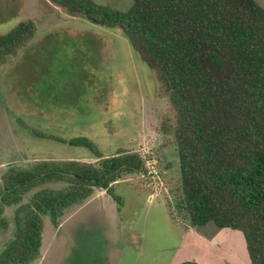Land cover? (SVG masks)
I'll list each match as a JSON object with an SVG mask.
<instances>
[{"label":"rangeland","instance_id":"obj_1","mask_svg":"<svg viewBox=\"0 0 264 264\" xmlns=\"http://www.w3.org/2000/svg\"><path fill=\"white\" fill-rule=\"evenodd\" d=\"M93 1L118 10L132 3ZM256 1L264 7V0ZM28 20L36 25L35 37L0 66V184L12 167L43 160L99 166L120 151L139 154L145 168L113 186L120 205L95 190L57 223L44 217L40 255L32 264H181L191 256L204 264H237L235 258L250 264L241 233L192 227L180 207L175 115L126 37L68 16L48 0H0V35ZM81 137L101 158L67 144ZM33 193L5 209L0 253L14 238L16 210Z\"/></svg>","mask_w":264,"mask_h":264},{"label":"trees","instance_id":"obj_2","mask_svg":"<svg viewBox=\"0 0 264 264\" xmlns=\"http://www.w3.org/2000/svg\"><path fill=\"white\" fill-rule=\"evenodd\" d=\"M48 1L126 37L174 112L180 207L191 226L240 232L250 264H264V7L256 0H132L118 10L93 0ZM35 34L28 20L0 35V66ZM67 144L101 158L87 138ZM144 172L142 157L125 151L99 166L43 160L10 168L0 184V224L7 207L34 193L16 210L14 238L0 264H32L40 255L44 217L57 223L95 190L120 205L113 186Z\"/></svg>","mask_w":264,"mask_h":264},{"label":"crops","instance_id":"obj_3","mask_svg":"<svg viewBox=\"0 0 264 264\" xmlns=\"http://www.w3.org/2000/svg\"><path fill=\"white\" fill-rule=\"evenodd\" d=\"M236 232V231H235ZM240 233V232H239ZM193 255V254H192ZM206 258V257H205ZM207 259V258H206ZM235 261H237L236 263L237 264H240L241 263V261H239V259H234ZM188 261H193V262H196V263H198V264H204L203 263V261L201 260V259H197L196 257H192L191 256V259L190 260H188ZM243 261H245V262H247L248 263V261L246 260V258H245V256L243 257ZM250 261V260H249ZM212 264H215V262H213ZM229 264H230V262H229Z\"/></svg>","mask_w":264,"mask_h":264}]
</instances>
